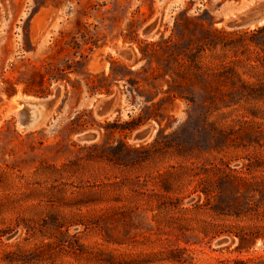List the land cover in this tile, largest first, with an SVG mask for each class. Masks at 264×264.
Segmentation results:
<instances>
[{"label":"rangeland","instance_id":"obj_1","mask_svg":"<svg viewBox=\"0 0 264 264\" xmlns=\"http://www.w3.org/2000/svg\"><path fill=\"white\" fill-rule=\"evenodd\" d=\"M245 4L0 0V264H264V236L239 250L212 229L263 222L264 17L237 26ZM58 87L19 124L15 98ZM217 196L243 215L215 218Z\"/></svg>","mask_w":264,"mask_h":264},{"label":"trees","instance_id":"obj_2","mask_svg":"<svg viewBox=\"0 0 264 264\" xmlns=\"http://www.w3.org/2000/svg\"><path fill=\"white\" fill-rule=\"evenodd\" d=\"M215 175L219 177V180L222 184H226L229 188L239 189L240 187L249 188L255 182L253 181L254 178H247L241 175H237L232 173L231 171H227L225 169H221L220 167H216ZM260 188L257 190L261 197H264V178L260 182ZM205 198L207 202L203 204H198L197 206H206L210 204V198L212 197L211 192L209 190H204ZM215 199V203L211 206L213 215L215 218L226 219V217L235 216L236 218H240L243 215V212H237L233 214H229L224 212L223 205H221V197H213ZM200 201V198L198 199ZM242 201V198L239 195L231 202L230 200L227 201V204L237 206V203ZM259 214V213H258ZM259 216V215H258ZM261 218L263 220L262 223H254L249 225H240V224H231V223H214L213 224V232L215 235H220L221 233H227L232 239L238 238V249H248L251 246L255 239L261 236H264V212L260 213ZM248 245L246 246V244ZM48 245V244H47Z\"/></svg>","mask_w":264,"mask_h":264},{"label":"water","instance_id":"obj_3","mask_svg":"<svg viewBox=\"0 0 264 264\" xmlns=\"http://www.w3.org/2000/svg\"><path fill=\"white\" fill-rule=\"evenodd\" d=\"M264 17V3H261L254 8H251L244 12V16L240 18V22L237 26H244L259 22ZM61 88H57L55 98L53 99H41L39 101H24L22 98H18L16 101L20 104L21 108L17 111L18 122L24 128H34L44 122L51 112V107L56 99L60 96ZM114 103V98L103 100L100 104V114H106L110 111L111 106ZM149 130L144 129L137 133L136 138L142 139L147 136ZM92 135L88 133L81 134L78 139L90 140ZM258 246L264 247V238L257 242Z\"/></svg>","mask_w":264,"mask_h":264},{"label":"crops","instance_id":"obj_4","mask_svg":"<svg viewBox=\"0 0 264 264\" xmlns=\"http://www.w3.org/2000/svg\"><path fill=\"white\" fill-rule=\"evenodd\" d=\"M227 10L229 12L230 15H234L236 12H239V9H240V4L239 3H227ZM246 6V7H245ZM245 6L242 8V12H245L246 10H249L251 8H254L255 6L254 5H251L250 3V0H246V4ZM245 8V9H244ZM245 10V11H244Z\"/></svg>","mask_w":264,"mask_h":264},{"label":"bare ground","instance_id":"obj_5","mask_svg":"<svg viewBox=\"0 0 264 264\" xmlns=\"http://www.w3.org/2000/svg\"><path fill=\"white\" fill-rule=\"evenodd\" d=\"M262 20H263V19H260L259 22H261ZM259 22H258V23H259ZM252 25H253V24H252ZM17 99H18V98H15V101H16Z\"/></svg>","mask_w":264,"mask_h":264}]
</instances>
